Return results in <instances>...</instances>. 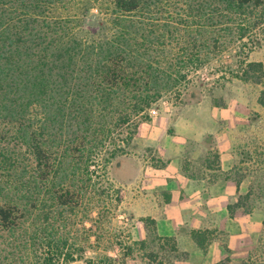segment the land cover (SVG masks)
I'll return each instance as SVG.
<instances>
[{
  "label": "trees",
  "instance_id": "16d2710c",
  "mask_svg": "<svg viewBox=\"0 0 264 264\" xmlns=\"http://www.w3.org/2000/svg\"><path fill=\"white\" fill-rule=\"evenodd\" d=\"M50 3L61 11L53 22L39 25L29 15L18 33L0 31V121L15 128L33 161L31 185L23 171L5 170V232L36 211L40 193L68 210L78 208L98 171L116 184L129 177L122 167L137 124L165 96L198 100V71L233 57L234 67L214 70L216 80L258 85L264 77L262 64L249 60L264 44V0H20L31 13ZM120 199L116 190L115 203ZM141 222L147 240L133 244L138 250L149 239L158 251L176 252L173 238L155 236L151 219ZM189 235L205 248L204 234ZM122 250L130 258L132 247ZM83 252L74 256L65 240L48 239L38 264H67ZM156 257L151 250L144 258L155 263ZM104 258L101 264L112 261Z\"/></svg>",
  "mask_w": 264,
  "mask_h": 264
},
{
  "label": "crops",
  "instance_id": "0c3cea01",
  "mask_svg": "<svg viewBox=\"0 0 264 264\" xmlns=\"http://www.w3.org/2000/svg\"><path fill=\"white\" fill-rule=\"evenodd\" d=\"M251 116L235 103L216 105L200 96L137 124L122 167L129 177L118 184L119 206L131 218L125 244L138 251L133 244L147 240L141 219L148 218L156 237L174 239L171 264H215L225 258L233 264H262L264 148H257L252 171L247 142L254 135L247 129L259 117ZM191 231L204 234L205 248L195 245ZM123 260L145 262L136 253Z\"/></svg>",
  "mask_w": 264,
  "mask_h": 264
},
{
  "label": "rangeland",
  "instance_id": "374dc122",
  "mask_svg": "<svg viewBox=\"0 0 264 264\" xmlns=\"http://www.w3.org/2000/svg\"><path fill=\"white\" fill-rule=\"evenodd\" d=\"M70 2L68 7L74 5ZM172 2L169 3L172 4ZM29 11L24 6H20V0H0V31L18 33L21 30V25L29 19L27 18L29 15L31 17L33 15L30 19H36L39 25L43 22L51 23L55 17L61 16L60 9L51 3L47 4L46 8H41L37 13ZM42 32L40 30V33ZM249 60L260 62L264 70V44L259 50L250 53ZM233 61V57L224 58L221 65L206 67L198 71L194 78L196 83H202L201 96L210 97L214 104L223 106L225 103L230 105L232 102L241 106L242 109L243 107L246 108L248 114L252 113L251 117L253 115L259 117L256 119L257 123L247 129L249 134L254 135V140L250 139L249 143L247 142V147L254 157L253 163L248 167L254 171L258 162L257 148H264V106L258 103L261 92H264V77L258 85L242 83L235 79L216 80L220 74L214 70H224L225 65L234 67ZM262 99L264 101V95ZM180 103L182 102H177L172 95L165 96L152 105L151 109L156 111L153 116H156L159 110L178 106ZM16 136L17 133H15V128L12 125L0 121V186L7 185L4 183L6 179L5 170L10 167L16 169L15 174L23 171L24 181L27 183L30 184L32 181V157ZM127 151L129 153V148ZM262 156L261 162L264 168V154ZM2 160L6 163L4 166L1 164ZM257 170L253 175H256ZM260 175L264 176V172H261ZM29 184L25 183V186ZM28 189L26 191L30 190ZM116 190L120 194L122 193L121 187L115 183L109 173L104 176L98 171L93 182V188L92 183H90L78 208L68 210L60 208L55 206L47 196H45V200L44 197L41 198L43 194L40 193L42 200L38 204V208L36 211L28 212L18 228L12 232L0 230V264H38V259L41 258L44 245L48 239L65 240L68 251L74 253V256L83 249L84 252L80 260L67 264H87V260L89 264H101L106 256L112 259L106 264H125L123 258L118 255L123 252L122 249L130 246V244H125L127 241L125 233L130 228L131 218L124 216L123 211L125 210L119 206V203H115ZM10 191L8 196L11 195ZM0 193H2L1 190ZM145 246V251L141 250L140 252L139 250L134 251L133 248L135 247H132L131 254L135 255L136 253V255L145 257L146 252L152 250L157 255L155 263L171 264L174 254L158 251L156 244L150 242L149 239ZM260 252L258 259L264 264V243ZM145 262L155 264L147 259Z\"/></svg>",
  "mask_w": 264,
  "mask_h": 264
},
{
  "label": "built area",
  "instance_id": "2783aa9c",
  "mask_svg": "<svg viewBox=\"0 0 264 264\" xmlns=\"http://www.w3.org/2000/svg\"><path fill=\"white\" fill-rule=\"evenodd\" d=\"M156 114V111L155 110H153V109H150L149 111H148V116L150 117V116H153V115H155Z\"/></svg>",
  "mask_w": 264,
  "mask_h": 264
}]
</instances>
